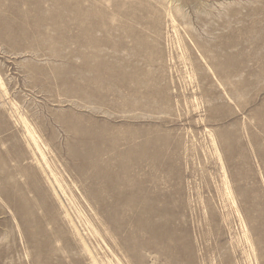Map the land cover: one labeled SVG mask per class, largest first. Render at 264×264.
I'll return each instance as SVG.
<instances>
[{"label":"rangeland","instance_id":"374dc122","mask_svg":"<svg viewBox=\"0 0 264 264\" xmlns=\"http://www.w3.org/2000/svg\"><path fill=\"white\" fill-rule=\"evenodd\" d=\"M0 86V264H264V0H0Z\"/></svg>","mask_w":264,"mask_h":264},{"label":"bare ground","instance_id":"6f19581e","mask_svg":"<svg viewBox=\"0 0 264 264\" xmlns=\"http://www.w3.org/2000/svg\"><path fill=\"white\" fill-rule=\"evenodd\" d=\"M4 86V85H3ZM2 86V87H3ZM1 87V86H0ZM27 131H28V134L30 135V136H32V138H33V140H34V142L36 143V145L38 146L39 145V143H38V141H37V139H36V136L34 135V133L31 131V129H30V127H28V125H27ZM47 166V165H46ZM49 167V166H48ZM47 167V168H48ZM51 173V172H50ZM53 184V183H52ZM56 194H57V191H56ZM7 203V205L9 206V207H11L12 208V204L11 203H8V202H6ZM14 218L16 219V213L14 212ZM16 221H14V223H15ZM23 225H24V223H23ZM17 226H18V228H19V224H18V222H17ZM16 227V226H15ZM13 238V237H12ZM82 241H84V240H82ZM83 243V242H82ZM96 261V260H95ZM94 263V262H93Z\"/></svg>","mask_w":264,"mask_h":264}]
</instances>
